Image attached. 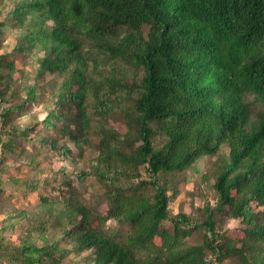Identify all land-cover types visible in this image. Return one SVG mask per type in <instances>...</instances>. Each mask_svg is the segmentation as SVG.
Wrapping results in <instances>:
<instances>
[{
	"label": "trees",
	"instance_id": "1",
	"mask_svg": "<svg viewBox=\"0 0 264 264\" xmlns=\"http://www.w3.org/2000/svg\"><path fill=\"white\" fill-rule=\"evenodd\" d=\"M8 22L20 30L13 53L34 59L35 80L64 77L48 82L53 107L36 142L68 158L96 131L94 175L103 189L90 203L66 183L67 197H40L36 218L25 210L8 217L30 223L10 243L8 262L62 264L73 255L84 264H264V0H14ZM3 59L0 103L9 91L18 100L0 109L7 128L37 86L15 83L14 64ZM115 114L124 135L108 124ZM33 132L13 131L6 143L0 135V152ZM224 146L215 207L204 208L203 221L172 216L175 178ZM216 214L240 221L235 235L216 229ZM110 220L127 232L111 233ZM47 226L61 237L49 242ZM199 230L201 240L189 244Z\"/></svg>",
	"mask_w": 264,
	"mask_h": 264
},
{
	"label": "rangeland",
	"instance_id": "2",
	"mask_svg": "<svg viewBox=\"0 0 264 264\" xmlns=\"http://www.w3.org/2000/svg\"><path fill=\"white\" fill-rule=\"evenodd\" d=\"M14 0H0V23L4 22L5 26L0 28V57L3 56V62H13L15 70L12 72L15 83L21 85L36 84V99L33 103L27 104L20 116L14 118L15 121L7 128L0 124V135L3 142L9 141L15 137L13 131H22L27 126L33 127L34 132L30 135L31 139L17 138L11 151H2L0 155V243L6 248L2 251L6 256L0 257V264H19L18 262H8L7 256L14 254L13 246L10 243L17 244L19 238H25L26 230L29 227V221L23 217L7 221L8 217L19 215L25 210L29 216H38V204L40 197L48 199L61 200L67 197L66 183H71L78 190L85 201L92 203L99 199L103 189L94 175L96 166V157L98 152L95 146L98 144L100 136L96 131L90 133L89 142L91 145L83 146L80 151L73 149L68 158L62 157L58 151H50L49 146H40L36 142L39 134H43L40 122L46 113L53 107L50 91L52 85L48 82L54 80L60 85L64 79L63 76L46 75L43 79L35 80L34 74L37 65L34 59H22L21 54H14L16 37L20 30L15 28L12 22H8V12L10 11ZM3 72H7L5 68ZM21 71V73L19 72ZM129 80L131 76L128 75ZM17 93L24 97V92L18 88ZM18 102L11 96V91L6 95L4 103H0V109L7 102ZM91 112V111H90ZM92 117V113H90ZM94 122V120H92ZM110 128L120 135H124L127 128L120 115H113L109 119ZM54 135L53 133H50ZM66 140L63 138L60 142ZM161 138H156L155 145H160ZM70 144V143H69ZM73 147V145H71ZM1 149V148H0ZM36 149V150H35ZM0 152V153H1ZM228 155V147L224 146L219 154L214 157H205L198 161L192 168H189L180 176H177L172 183V191L169 193L170 202L169 210L171 215L184 213L194 220L203 221L206 217L204 208L210 206L214 208L217 201V194L212 189L214 184V174L219 167L225 162ZM87 172L89 173L83 179H77L76 176ZM142 177L147 178L144 169L141 168ZM35 185V191L32 187ZM216 229L221 233L231 235L239 230L240 221L228 219L224 214H216ZM15 223L13 229L9 227L10 223ZM106 227L111 233L119 235L127 232V227H119L114 221L107 222ZM162 229L172 230L169 222L164 221L161 224ZM203 231H193L187 238L189 244H194L201 240ZM36 245L42 243L37 239L36 233L33 234ZM49 242L58 240L61 236L58 229L47 226L45 232ZM33 240V238H32ZM62 264H84L81 257L68 256L62 261Z\"/></svg>",
	"mask_w": 264,
	"mask_h": 264
},
{
	"label": "built area",
	"instance_id": "3",
	"mask_svg": "<svg viewBox=\"0 0 264 264\" xmlns=\"http://www.w3.org/2000/svg\"><path fill=\"white\" fill-rule=\"evenodd\" d=\"M209 260H211V257H209ZM213 261V260H212ZM212 264H214V263H212Z\"/></svg>",
	"mask_w": 264,
	"mask_h": 264
}]
</instances>
